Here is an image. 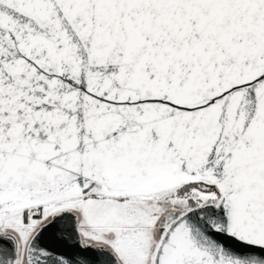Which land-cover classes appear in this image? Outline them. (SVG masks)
<instances>
[{
  "label": "snow or ice",
  "instance_id": "6c2138e0",
  "mask_svg": "<svg viewBox=\"0 0 264 264\" xmlns=\"http://www.w3.org/2000/svg\"><path fill=\"white\" fill-rule=\"evenodd\" d=\"M0 264H264V0H0Z\"/></svg>",
  "mask_w": 264,
  "mask_h": 264
}]
</instances>
